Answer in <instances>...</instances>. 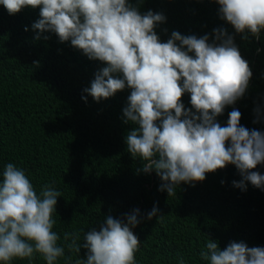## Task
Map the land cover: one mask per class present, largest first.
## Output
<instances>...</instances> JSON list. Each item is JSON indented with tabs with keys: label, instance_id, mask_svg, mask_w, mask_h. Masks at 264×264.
Wrapping results in <instances>:
<instances>
[{
	"label": "trees",
	"instance_id": "obj_1",
	"mask_svg": "<svg viewBox=\"0 0 264 264\" xmlns=\"http://www.w3.org/2000/svg\"><path fill=\"white\" fill-rule=\"evenodd\" d=\"M130 2L141 14L152 10L166 17L155 28L161 42L173 31L198 38L208 34L210 42L215 28L233 35L252 77L244 96L227 106L217 122L226 126L228 113L236 108L242 126L264 132V30L259 40L251 34L243 39L220 19L214 0ZM37 19L39 8L25 7L10 15L0 5V177L4 166L13 163L24 170L37 193L46 184L62 193L52 218L65 254L55 264H77L85 258L83 247L80 253L68 249L71 239L64 240L65 232L79 233L78 243H83L84 234L98 229L107 215L122 219L134 209L140 212L133 229L140 241L136 264H180L181 259L184 264H207L199 252L208 238L221 250L231 241L264 248V190L251 183L246 190L234 187L241 176L229 164L206 173L195 186L181 182L172 197L159 191L163 182L155 171H138L143 161L126 150L125 137L134 127L123 118L130 90L99 102L84 93L105 65L89 60L70 41L60 43L54 33L42 34L48 40H35L31 25ZM181 100L185 109L191 108L190 94ZM251 171L264 175V165ZM154 206L162 217L148 220ZM11 264L46 261L37 253Z\"/></svg>",
	"mask_w": 264,
	"mask_h": 264
},
{
	"label": "clouds",
	"instance_id": "obj_2",
	"mask_svg": "<svg viewBox=\"0 0 264 264\" xmlns=\"http://www.w3.org/2000/svg\"><path fill=\"white\" fill-rule=\"evenodd\" d=\"M214 2L220 19L235 33L243 34L245 40L248 34L260 39L264 0ZM0 5L10 15L25 7L39 8V19L31 25L35 40H48L42 34L54 33L60 43L70 41L89 60L105 65L95 73L90 87L83 89L96 102L130 90L123 118L134 127L125 137L126 150L143 161L138 171H155L163 182L159 191L172 197L181 182L195 186L206 173L229 164L241 176L233 181L234 187L246 190L251 183L264 190V175L251 171L264 165V132L242 126L236 108L228 113L226 126L217 122L227 106L244 96L252 77L248 61L226 29H213L211 42L208 34L198 38L178 31L161 42L155 28L166 17L152 10L141 14L130 0H0ZM185 93L190 94L188 109L181 100ZM82 99L87 102V96ZM61 196L53 184L42 185L37 193L24 170L13 163L4 166L0 264L17 258L31 260L37 253L46 264H55L64 256L52 218ZM158 211L154 206L147 219L162 217ZM139 216V209L122 219L109 214L98 229L92 227L84 234L83 243H78L79 233L65 232L63 238L71 239L70 251L86 250L77 264H136L140 241L133 229L140 223ZM199 256L207 264H264V248L248 247L242 241H231L221 250L208 238Z\"/></svg>",
	"mask_w": 264,
	"mask_h": 264
}]
</instances>
